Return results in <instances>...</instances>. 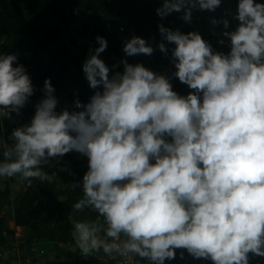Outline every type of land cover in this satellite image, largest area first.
I'll use <instances>...</instances> for the list:
<instances>
[{
    "label": "clouds",
    "instance_id": "9594fccd",
    "mask_svg": "<svg viewBox=\"0 0 264 264\" xmlns=\"http://www.w3.org/2000/svg\"><path fill=\"white\" fill-rule=\"evenodd\" d=\"M222 0H162L161 18L195 9L213 12ZM222 22L229 51H216L199 31L159 25L161 40L125 38V57L170 52L174 71L157 73L122 58H101L108 40L83 62L94 91L87 103L57 111L50 78L30 123L0 143V180L52 182L42 167L69 152L88 158L82 197L73 205L97 220L75 219L79 253L102 252L119 264H165L177 249L213 264H250L264 257V0H238ZM173 45L169 49L168 44ZM15 53L0 52V121L20 115L35 92ZM123 65V70L113 71ZM111 73V74H110ZM192 91L181 95L172 79ZM11 141L9 143L8 141ZM73 189L80 182L71 184ZM183 257L184 253H180Z\"/></svg>",
    "mask_w": 264,
    "mask_h": 264
},
{
    "label": "trees",
    "instance_id": "16d2710c",
    "mask_svg": "<svg viewBox=\"0 0 264 264\" xmlns=\"http://www.w3.org/2000/svg\"><path fill=\"white\" fill-rule=\"evenodd\" d=\"M161 4L162 0H0V52L17 54L18 62L25 65L35 87L20 115L13 113L11 120L0 121V143L10 136L13 128L30 123L35 104L44 96L47 78L55 87L57 111L65 107L72 110L77 96L88 102L95 90L89 87L83 62L90 50L98 46L97 35L108 40L101 58L109 66L127 58L130 63H143L157 73L168 75L175 70L170 52L166 56L156 47L151 56L125 57L124 39L139 35L158 45L159 25L163 23L182 32L199 31L214 50L229 51L226 38L224 44L219 42L223 38L222 22L213 25L212 20L228 18L234 28L237 21L233 13L238 0H222L213 12L195 9L191 22L182 19L183 11L161 18L156 11ZM168 47L171 49L173 45ZM116 70L122 71L123 65L113 71ZM172 84L181 95L192 91L178 78H173ZM42 167L50 174H57L52 182L42 183L37 179L28 185L18 178L0 180V249L5 261L21 264L22 256H19L21 260L18 256L13 255L14 260L9 256L17 245L23 252L32 254L33 259L27 260V264H96L91 259L94 253L88 257L79 253L71 235L73 220H97V214L91 210L80 213L73 208L83 195L82 177L88 170V158L69 152ZM75 182H80L77 189L71 186ZM19 226L27 231L21 238L16 235ZM176 251V258L168 261L170 264H213L211 260L194 259L186 250ZM60 254L64 258L58 262ZM250 257V264H264V257L251 254Z\"/></svg>",
    "mask_w": 264,
    "mask_h": 264
},
{
    "label": "rangeland",
    "instance_id": "374dc122",
    "mask_svg": "<svg viewBox=\"0 0 264 264\" xmlns=\"http://www.w3.org/2000/svg\"><path fill=\"white\" fill-rule=\"evenodd\" d=\"M16 230H17V233H16L17 238H21L22 236L26 235V233H27V231L24 228H22L21 226L17 227ZM28 246H29V244H28ZM26 254L27 253L23 252V249L21 248V246L15 245L14 248L11 250V253H9V256L11 257L12 260H14L13 255H14V257L15 256H18V257L22 256L21 258L24 259L23 261L19 257L21 260V264H27L28 261L33 259V256H32V254H27V255ZM66 255L69 256V253L66 252ZM25 256H26V258H25ZM63 258H64V256H62L60 254L59 257L57 258V261L61 262L63 260Z\"/></svg>",
    "mask_w": 264,
    "mask_h": 264
},
{
    "label": "built area",
    "instance_id": "2783aa9c",
    "mask_svg": "<svg viewBox=\"0 0 264 264\" xmlns=\"http://www.w3.org/2000/svg\"><path fill=\"white\" fill-rule=\"evenodd\" d=\"M91 259L92 262H95L96 264H119L118 260L109 259L102 252L94 253L93 258ZM0 264H9L5 261V255L1 249H0ZM137 264H146V262L137 260ZM165 264H170V263L166 261ZM175 264H186V262H177Z\"/></svg>",
    "mask_w": 264,
    "mask_h": 264
}]
</instances>
